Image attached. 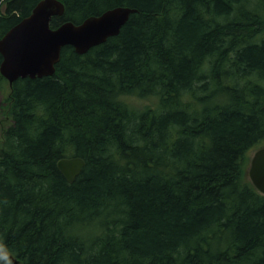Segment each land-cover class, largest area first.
Masks as SVG:
<instances>
[{"label": "trees", "instance_id": "16d2710c", "mask_svg": "<svg viewBox=\"0 0 264 264\" xmlns=\"http://www.w3.org/2000/svg\"><path fill=\"white\" fill-rule=\"evenodd\" d=\"M37 1L0 0V38ZM60 1L51 27L136 11L85 53L62 47L51 75L0 74V250L19 264H264V194L245 165L264 146V0ZM70 156L84 160L72 182L56 165Z\"/></svg>", "mask_w": 264, "mask_h": 264}, {"label": "water", "instance_id": "95a60500", "mask_svg": "<svg viewBox=\"0 0 264 264\" xmlns=\"http://www.w3.org/2000/svg\"><path fill=\"white\" fill-rule=\"evenodd\" d=\"M135 11L129 6H114L78 23L67 20L51 27V18L63 14L64 4L60 0H38L27 15L1 36L0 74L9 85L17 78L51 75L62 47L70 45L78 54L85 53L108 37L117 35ZM56 165L64 178L72 182L84 160L79 156L62 157ZM247 174L255 188L264 194V146L253 152ZM0 254L10 258L12 264H19L11 254L1 250Z\"/></svg>", "mask_w": 264, "mask_h": 264}, {"label": "rangeland", "instance_id": "374dc122", "mask_svg": "<svg viewBox=\"0 0 264 264\" xmlns=\"http://www.w3.org/2000/svg\"><path fill=\"white\" fill-rule=\"evenodd\" d=\"M7 89H8V87L6 86V88H5L4 91H0V104L2 103L3 94H5V93L7 92ZM146 102H148V101H147V100H140V101L137 102V103H139V104H144V103H146ZM255 149H256V148H251V149L247 150V152L245 153V165H246V171H247L248 166H249L250 158H251L253 152L255 151Z\"/></svg>", "mask_w": 264, "mask_h": 264}]
</instances>
